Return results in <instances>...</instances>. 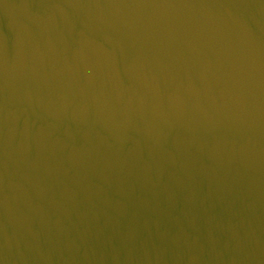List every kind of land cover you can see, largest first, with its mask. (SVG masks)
<instances>
[{
	"label": "water",
	"instance_id": "95a60500",
	"mask_svg": "<svg viewBox=\"0 0 264 264\" xmlns=\"http://www.w3.org/2000/svg\"><path fill=\"white\" fill-rule=\"evenodd\" d=\"M0 264H264V0H0Z\"/></svg>",
	"mask_w": 264,
	"mask_h": 264
}]
</instances>
